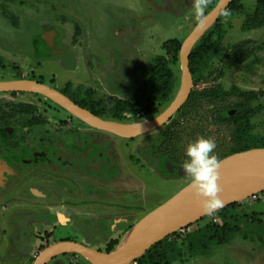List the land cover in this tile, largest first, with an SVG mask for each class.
Masks as SVG:
<instances>
[{
    "label": "rangeland",
    "instance_id": "rangeland-1",
    "mask_svg": "<svg viewBox=\"0 0 264 264\" xmlns=\"http://www.w3.org/2000/svg\"><path fill=\"white\" fill-rule=\"evenodd\" d=\"M219 1L208 0L203 18ZM240 4L245 12L226 10L212 25L215 49L192 75V92L221 88L224 99L184 108L152 132L122 138L90 125L43 94L0 93L1 110L25 106V203L28 191L41 194L63 185L86 198L108 191L125 210L108 221L114 223L112 229L131 221L121 242L139 221L191 183L181 165L187 159V145L197 137L215 140L220 161L232 151L261 143L264 26L247 20L257 0ZM201 20L193 0H0V83L36 81L78 106L117 97L131 103L135 112L130 119L112 123L152 122L178 96L181 48ZM158 56L169 60L176 81L165 102L145 90ZM250 96L254 98L247 109L256 113L250 131L239 135L217 121V111L244 104ZM31 120L40 123L28 125ZM17 183L12 184L14 191ZM16 196L13 203L0 197V264L29 261L26 249L23 255L11 241V233L19 232L6 230L2 221L8 211L4 204L19 203ZM102 233L83 235L104 238ZM109 233L106 239L114 236ZM88 243L105 249L103 240ZM43 250L39 248L32 261ZM157 252L159 264H264V191L173 234Z\"/></svg>",
    "mask_w": 264,
    "mask_h": 264
},
{
    "label": "water",
    "instance_id": "water-1",
    "mask_svg": "<svg viewBox=\"0 0 264 264\" xmlns=\"http://www.w3.org/2000/svg\"><path fill=\"white\" fill-rule=\"evenodd\" d=\"M235 0H220L213 10L207 14L193 30L190 36L185 40L181 48L180 63L183 73L184 87L180 95L175 99L171 107L158 118L153 120L149 126L145 127L136 134L129 135L121 133L110 127H97L88 119L93 117L101 123H112L103 121L82 107L76 105L64 95L48 87L47 85L36 81H19L15 83H0V93L17 92L21 90V84H29L41 88L43 94L52 100H58V104L70 110L80 118L85 119L90 125L113 133L122 138H135L137 136L152 132L164 126L170 119L179 112L182 106L187 102L192 92L193 80L189 68V57L195 44L202 38L206 31L218 20L219 16L226 11ZM213 20V24L206 27ZM182 88V86H181ZM29 92V91H27ZM39 93V92H34ZM54 100V101H55ZM56 102V101H55ZM135 123V122H134ZM221 162V177L219 184L222 185L242 172L251 168L264 165V148H255L244 152L236 153L224 158ZM191 183L184 187L174 197L163 205L159 206L141 221H139L129 232L119 252L100 253L94 251L82 244L62 241L45 248L37 257L34 264H49L55 258L64 254H77L87 260L90 264H133L142 258L147 251L159 242L182 231L193 224L201 221L207 216L220 211L238 201L249 198L256 193L264 191V181L256 186L247 197H241L240 191L232 190L222 199L223 206L211 213H206L200 201L194 196L190 187ZM128 232V233H129Z\"/></svg>",
    "mask_w": 264,
    "mask_h": 264
},
{
    "label": "crops",
    "instance_id": "crops-1",
    "mask_svg": "<svg viewBox=\"0 0 264 264\" xmlns=\"http://www.w3.org/2000/svg\"><path fill=\"white\" fill-rule=\"evenodd\" d=\"M39 204V200L31 201L28 199L25 203V214L22 216L17 214L15 211L19 207H13L2 218V221L6 224V230L16 228L15 230L20 233L16 235H12L11 233L10 238L23 255H25L26 249V256L29 259L28 264L35 263L37 258L33 261L32 258L39 248L43 250L62 241L76 242L94 251L107 253L109 246L120 242V237L123 236L122 231H124L126 224L129 225L131 222L128 221L125 225H120L119 228L115 229L104 227L105 221L118 218L125 212L122 206H120V200L115 201L110 194L100 196L99 198H86L83 194L77 195L74 204L67 209H63L57 205L44 207ZM20 223L25 224L24 228H22L24 230L17 229ZM87 231H94V233L103 232L104 238L92 235L86 237L83 234ZM108 232H110L109 234L114 233V236L106 239L105 235ZM30 237H33L36 242L31 241ZM101 240L104 241V251L102 249H95L93 245L88 243H98ZM73 258L81 262L76 260L78 264H85L84 261L90 264L77 254H64L55 258L49 264H76Z\"/></svg>",
    "mask_w": 264,
    "mask_h": 264
},
{
    "label": "trees",
    "instance_id": "trees-1",
    "mask_svg": "<svg viewBox=\"0 0 264 264\" xmlns=\"http://www.w3.org/2000/svg\"><path fill=\"white\" fill-rule=\"evenodd\" d=\"M227 10L239 13L245 12V8L242 4H240V0H235ZM247 20L249 24L253 23V26H264V0H257L253 16H247ZM217 21H219V19ZM214 27L215 26H212L206 31V33L195 44L191 51L189 57V68L192 75L196 72L197 66L206 57L210 56L215 49L212 38ZM155 61V69H153L149 75V80L146 84L145 90L148 91L154 98L165 102L169 100L171 94L175 91L176 81L174 79V74L170 67L169 60H167L166 57L158 56L155 58ZM253 98L254 96H250L247 98V102L244 104H230L227 107L217 111V121L234 128V132L239 135L250 131L253 128L252 121L256 113L255 111H249L247 107ZM222 99H224V91L221 88L215 87L198 93L191 92L189 99L182 106L179 112L184 108L191 107L194 104L203 105L204 103L218 102ZM79 106L90 112L95 117L107 122H117L130 119L133 117L135 112V109L131 103L121 100L117 97H109L107 99L95 102L88 101ZM145 111L146 113H149L150 109L147 108ZM36 122L38 123V120H36ZM244 129L246 130L245 132ZM255 148H264V138L262 139L261 143L252 147L232 151V155ZM168 161L175 165H179V162L176 158L169 157ZM170 237L153 246L142 258L137 260L135 264H159L158 261L160 260L158 258L157 250L161 245L164 244V242L169 240ZM117 246H119L118 242L109 246L107 253L114 251Z\"/></svg>",
    "mask_w": 264,
    "mask_h": 264
},
{
    "label": "flooded vegetation",
    "instance_id": "flooded-vegetation-1",
    "mask_svg": "<svg viewBox=\"0 0 264 264\" xmlns=\"http://www.w3.org/2000/svg\"><path fill=\"white\" fill-rule=\"evenodd\" d=\"M11 97L18 98L19 96L11 95ZM21 107L16 106L17 110L11 111L0 109V197L11 200L13 203L14 195H18L16 197L20 204L14 205L11 203L12 205L9 207L6 202L4 205H6L8 211L13 209V207H19L15 212L22 216L25 214V106ZM27 123L28 125H36L40 121L38 120L37 123L36 120H31L27 121ZM14 181L20 182L17 183L18 191H14L12 187ZM28 193L31 201H40L39 205L44 207L57 205L63 209L73 205L77 198L76 191L67 189L65 185L62 186V189L42 190L40 195H35L29 191ZM20 194L23 196H19ZM96 194L98 197L107 196L109 192L97 191ZM108 221L110 219L104 222V227L112 229L114 223L111 224ZM127 222H120L116 228H119L120 225H125ZM24 226L25 224L20 223L17 229L24 230L22 229Z\"/></svg>",
    "mask_w": 264,
    "mask_h": 264
},
{
    "label": "clouds",
    "instance_id": "clouds-1",
    "mask_svg": "<svg viewBox=\"0 0 264 264\" xmlns=\"http://www.w3.org/2000/svg\"><path fill=\"white\" fill-rule=\"evenodd\" d=\"M208 0H193L196 18L203 19ZM216 142L211 137L199 136L186 149L187 159L181 165L186 176L191 178V189L200 201L203 210L211 213L223 206L219 180L221 162L214 153Z\"/></svg>",
    "mask_w": 264,
    "mask_h": 264
},
{
    "label": "bare ground",
    "instance_id": "bare-ground-1",
    "mask_svg": "<svg viewBox=\"0 0 264 264\" xmlns=\"http://www.w3.org/2000/svg\"><path fill=\"white\" fill-rule=\"evenodd\" d=\"M213 20H211L206 27L210 26L211 24H213ZM21 90L24 91H29V92H39L42 93V89L36 86H31L29 84H21L20 85ZM184 87V81L182 80V88ZM181 89L178 93V96L181 93ZM177 96V97H178ZM176 97V98H177ZM55 100V99H54ZM57 103L60 101L55 100ZM61 104V103H60ZM93 125L97 126V127H110L114 130H117L121 133L124 134H129V135H133L136 134L137 132L141 131L142 129H144L145 127L149 126L150 124H152L151 122H135V123H128V124H122V123H101L100 121H98L97 119L93 118V117H89L88 119ZM264 181V165L262 166H257L254 168H251L249 170H246L244 172H242L241 174L232 177L229 181H227L226 183L221 185V192L218 193V195L220 196L221 199H224L227 194H229L230 191L235 190V191H240L239 193H241V197H247L251 191L258 186L261 182ZM130 232L126 234V236L123 238L121 244H119V246L114 250L115 253L119 252L120 249L122 248L125 240L127 239V237L129 236Z\"/></svg>",
    "mask_w": 264,
    "mask_h": 264
},
{
    "label": "built area",
    "instance_id": "built-area-1",
    "mask_svg": "<svg viewBox=\"0 0 264 264\" xmlns=\"http://www.w3.org/2000/svg\"><path fill=\"white\" fill-rule=\"evenodd\" d=\"M133 264H135V263H133Z\"/></svg>",
    "mask_w": 264,
    "mask_h": 264
}]
</instances>
